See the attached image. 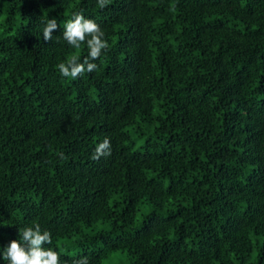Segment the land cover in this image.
Returning a JSON list of instances; mask_svg holds the SVG:
<instances>
[{"label": "trees", "instance_id": "obj_1", "mask_svg": "<svg viewBox=\"0 0 264 264\" xmlns=\"http://www.w3.org/2000/svg\"><path fill=\"white\" fill-rule=\"evenodd\" d=\"M36 223L61 264H264V0H0V264Z\"/></svg>", "mask_w": 264, "mask_h": 264}, {"label": "clouds", "instance_id": "obj_2", "mask_svg": "<svg viewBox=\"0 0 264 264\" xmlns=\"http://www.w3.org/2000/svg\"><path fill=\"white\" fill-rule=\"evenodd\" d=\"M111 0H97L98 6L103 9L110 4ZM59 27L56 19H48L43 28L44 41H52V33ZM63 40L73 49H79L86 44L88 56L80 62L78 55H72L66 61L56 67L63 77L75 80L85 72L92 73L98 65L94 62L109 48L105 39V32L92 19L85 18L82 12H75L72 18L65 24ZM111 155L110 139L104 140L96 146L92 160L98 161L101 157ZM19 240H12L3 251V260L8 264H61V254L51 246L44 248L43 245L52 244V235L49 231H42L38 223L19 230ZM73 264H89L87 257H82Z\"/></svg>", "mask_w": 264, "mask_h": 264}, {"label": "rangeland", "instance_id": "obj_3", "mask_svg": "<svg viewBox=\"0 0 264 264\" xmlns=\"http://www.w3.org/2000/svg\"><path fill=\"white\" fill-rule=\"evenodd\" d=\"M63 252H65V250Z\"/></svg>", "mask_w": 264, "mask_h": 264}]
</instances>
